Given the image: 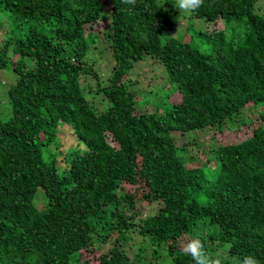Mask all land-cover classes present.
Segmentation results:
<instances>
[{
  "label": "trees",
  "instance_id": "16d2710c",
  "mask_svg": "<svg viewBox=\"0 0 264 264\" xmlns=\"http://www.w3.org/2000/svg\"><path fill=\"white\" fill-rule=\"evenodd\" d=\"M176 3L0 0V29L19 32L0 45L16 76L0 119V264H194L181 248L197 231L233 264H264V0ZM100 34L107 73L91 64ZM147 58L163 66L155 93L132 86ZM240 125L241 140L221 137ZM138 202L152 212L137 218Z\"/></svg>",
  "mask_w": 264,
  "mask_h": 264
},
{
  "label": "rangeland",
  "instance_id": "374dc122",
  "mask_svg": "<svg viewBox=\"0 0 264 264\" xmlns=\"http://www.w3.org/2000/svg\"><path fill=\"white\" fill-rule=\"evenodd\" d=\"M23 25L26 26L28 24ZM7 29L11 33H19L16 32V28L13 29L10 26L7 28V24H5L0 29V45L3 43L2 40L5 39V31ZM91 59H93L91 64L94 67L99 68V70L103 73L110 71L111 67L113 66V61L110 59L107 42H105L103 34L99 35L98 40L91 48ZM94 61H96L97 64H93ZM162 68L163 66L159 63V61L152 58H147L136 63L133 67V70L131 71V77L133 78L132 86L136 88L141 86L150 93H155L157 89L164 84L162 78L164 76ZM87 77L88 78L83 77L81 80V85L86 92V97L94 106L98 107V110H101L104 108V106H106V100L100 93L95 91V78L92 75H88ZM15 78L16 76L11 68L0 69V119L3 120H6L10 117V106L7 101V88L13 84ZM165 86L167 85L165 84ZM140 104L145 107V104ZM246 132V126L240 125L239 128L236 126L232 129H227L221 137L225 138L226 141L229 142H237L243 138ZM208 134L209 133L196 135V139L199 142L205 141L208 138ZM137 205L141 209V214L137 215V218L140 216L145 217L147 214L152 212L148 206L143 205L141 202H138Z\"/></svg>",
  "mask_w": 264,
  "mask_h": 264
},
{
  "label": "clouds",
  "instance_id": "9594fccd",
  "mask_svg": "<svg viewBox=\"0 0 264 264\" xmlns=\"http://www.w3.org/2000/svg\"><path fill=\"white\" fill-rule=\"evenodd\" d=\"M204 0H177L176 6L184 12H192L203 5ZM123 3L135 6L137 0H123ZM182 252L190 256L194 264H233L229 258L231 247L228 246L215 254L209 251L208 242L202 231H197L193 236L187 238L181 248ZM235 264H259V261L251 255L244 256Z\"/></svg>",
  "mask_w": 264,
  "mask_h": 264
}]
</instances>
